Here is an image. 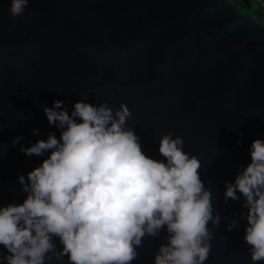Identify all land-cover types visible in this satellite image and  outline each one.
Returning <instances> with one entry per match:
<instances>
[{"label":"water","instance_id":"obj_1","mask_svg":"<svg viewBox=\"0 0 264 264\" xmlns=\"http://www.w3.org/2000/svg\"><path fill=\"white\" fill-rule=\"evenodd\" d=\"M53 99L65 111L78 99L123 103L142 152L155 159H163L159 134L181 136L220 216L216 226L208 222L203 264H252L242 240L243 197L222 193L249 162L250 141L264 139L260 0H28L16 17L0 0V205L24 198L17 174L47 155H25L20 145L49 132L59 139L40 107ZM229 220L236 221L231 229ZM165 236L161 228L142 237L130 264H153Z\"/></svg>","mask_w":264,"mask_h":264},{"label":"clouds","instance_id":"obj_2","mask_svg":"<svg viewBox=\"0 0 264 264\" xmlns=\"http://www.w3.org/2000/svg\"><path fill=\"white\" fill-rule=\"evenodd\" d=\"M27 5L28 0H8L9 15H20ZM40 107L59 129V139L49 132L20 145L25 155H47L17 174L24 198L0 205V246L6 250L0 264L64 259L67 264H130L142 237L156 236L161 228L165 242L153 253V264H203L208 222L216 226L220 216L199 178L200 160L183 150L181 136L159 134L156 147L163 159H155L142 152L123 103L114 107L78 99L65 111L62 101L53 99L51 107ZM248 152L249 162L232 181H224L222 196L236 200L238 191L243 197L242 240L255 264L264 261V139L253 138ZM235 224L229 220L226 228Z\"/></svg>","mask_w":264,"mask_h":264},{"label":"rangeland","instance_id":"obj_3","mask_svg":"<svg viewBox=\"0 0 264 264\" xmlns=\"http://www.w3.org/2000/svg\"><path fill=\"white\" fill-rule=\"evenodd\" d=\"M263 5H264V3H263Z\"/></svg>","mask_w":264,"mask_h":264},{"label":"trees","instance_id":"obj_4","mask_svg":"<svg viewBox=\"0 0 264 264\" xmlns=\"http://www.w3.org/2000/svg\"><path fill=\"white\" fill-rule=\"evenodd\" d=\"M261 1V0H260Z\"/></svg>","mask_w":264,"mask_h":264}]
</instances>
